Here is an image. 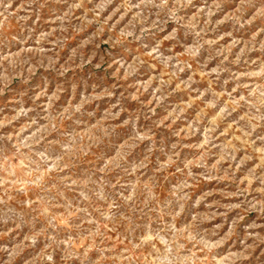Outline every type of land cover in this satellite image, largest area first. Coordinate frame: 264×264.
I'll use <instances>...</instances> for the list:
<instances>
[{"label":"rangeland","instance_id":"rangeland-1","mask_svg":"<svg viewBox=\"0 0 264 264\" xmlns=\"http://www.w3.org/2000/svg\"><path fill=\"white\" fill-rule=\"evenodd\" d=\"M0 264H264V0H0Z\"/></svg>","mask_w":264,"mask_h":264}]
</instances>
